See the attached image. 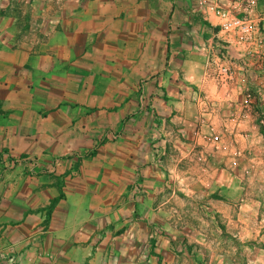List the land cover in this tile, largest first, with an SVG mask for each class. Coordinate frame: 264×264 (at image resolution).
I'll use <instances>...</instances> for the list:
<instances>
[{
  "label": "crops",
  "instance_id": "0c3cea01",
  "mask_svg": "<svg viewBox=\"0 0 264 264\" xmlns=\"http://www.w3.org/2000/svg\"><path fill=\"white\" fill-rule=\"evenodd\" d=\"M194 9L0 0V155L60 159L0 165L22 264H104L123 243L145 264H264V77Z\"/></svg>",
  "mask_w": 264,
  "mask_h": 264
},
{
  "label": "built area",
  "instance_id": "2783aa9c",
  "mask_svg": "<svg viewBox=\"0 0 264 264\" xmlns=\"http://www.w3.org/2000/svg\"><path fill=\"white\" fill-rule=\"evenodd\" d=\"M178 0H171L176 4ZM195 4L194 12L200 17L213 15L219 20V29L226 33H235L241 36L242 42L247 45L244 57V75L247 76V82L253 81L250 78V72L264 77V0H191ZM258 45V48L254 45ZM223 54V45L218 46L214 55ZM224 70V68H223ZM252 78H254L251 75ZM264 84V81H263ZM139 110H146L150 100L145 95L144 84L139 85ZM261 93V94H260ZM262 96L261 90H255V94L248 93L249 97ZM256 98V97H255ZM264 123V120H263ZM116 133L112 138L117 139ZM71 159V168L80 159L78 154ZM60 159H54L48 166H43L35 157H21L2 153L0 155V165L4 172L14 168L17 165H27L30 172L54 171L59 164ZM20 253L15 244L4 242L0 239V264H22Z\"/></svg>",
  "mask_w": 264,
  "mask_h": 264
},
{
  "label": "rangeland",
  "instance_id": "374dc122",
  "mask_svg": "<svg viewBox=\"0 0 264 264\" xmlns=\"http://www.w3.org/2000/svg\"><path fill=\"white\" fill-rule=\"evenodd\" d=\"M116 134L118 135V133ZM117 139H119V135ZM144 257L145 255L143 251H132L130 248H126V244L123 243L120 247H118V249H111L108 251L107 260L104 262V264H131V259H139L140 264H145V261L141 260Z\"/></svg>",
  "mask_w": 264,
  "mask_h": 264
}]
</instances>
